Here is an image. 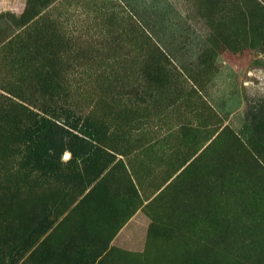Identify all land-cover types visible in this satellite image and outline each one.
Here are the masks:
<instances>
[{
  "label": "rangeland",
  "instance_id": "1",
  "mask_svg": "<svg viewBox=\"0 0 264 264\" xmlns=\"http://www.w3.org/2000/svg\"><path fill=\"white\" fill-rule=\"evenodd\" d=\"M0 264H264V0H0Z\"/></svg>",
  "mask_w": 264,
  "mask_h": 264
}]
</instances>
